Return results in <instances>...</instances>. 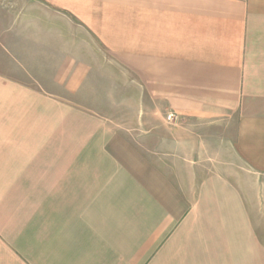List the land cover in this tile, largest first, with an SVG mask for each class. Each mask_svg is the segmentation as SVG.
Returning a JSON list of instances; mask_svg holds the SVG:
<instances>
[{
    "label": "crops",
    "instance_id": "1",
    "mask_svg": "<svg viewBox=\"0 0 264 264\" xmlns=\"http://www.w3.org/2000/svg\"><path fill=\"white\" fill-rule=\"evenodd\" d=\"M0 264H264V0H0Z\"/></svg>",
    "mask_w": 264,
    "mask_h": 264
},
{
    "label": "rangeland",
    "instance_id": "2",
    "mask_svg": "<svg viewBox=\"0 0 264 264\" xmlns=\"http://www.w3.org/2000/svg\"><path fill=\"white\" fill-rule=\"evenodd\" d=\"M126 84H127V87L129 88L130 87V81L129 80H127V82H126ZM107 94H109L108 92H90V96L89 97H87V99H88V101H90L91 103H94V104H96L95 106H96V108H102L103 107V105H102V103H100V101L105 97V96H107ZM128 94H129V92H128ZM86 99V100H87ZM94 106V107H95ZM167 116V115H166ZM164 114L162 115V118L163 119H165L163 122H167L168 123V121H167V119L165 118L166 117ZM170 123V122H169Z\"/></svg>",
    "mask_w": 264,
    "mask_h": 264
},
{
    "label": "built area",
    "instance_id": "3",
    "mask_svg": "<svg viewBox=\"0 0 264 264\" xmlns=\"http://www.w3.org/2000/svg\"><path fill=\"white\" fill-rule=\"evenodd\" d=\"M166 119H167L168 122H173L174 119H175V116L173 114H168L166 116Z\"/></svg>",
    "mask_w": 264,
    "mask_h": 264
}]
</instances>
